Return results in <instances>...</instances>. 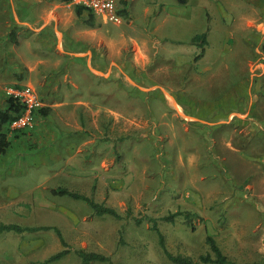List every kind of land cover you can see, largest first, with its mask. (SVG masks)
Returning <instances> with one entry per match:
<instances>
[{
  "label": "rangeland",
  "instance_id": "1",
  "mask_svg": "<svg viewBox=\"0 0 264 264\" xmlns=\"http://www.w3.org/2000/svg\"><path fill=\"white\" fill-rule=\"evenodd\" d=\"M114 21L57 0H0V107L32 86L39 108L0 157V264H174L214 238L264 264V0H119ZM206 32L202 48L191 42ZM202 51L199 58L195 56ZM46 111V112H43ZM64 187L143 219L97 216ZM176 210L201 218L194 229ZM123 243L118 244L119 233ZM210 264V263H208Z\"/></svg>",
  "mask_w": 264,
  "mask_h": 264
},
{
  "label": "trees",
  "instance_id": "2",
  "mask_svg": "<svg viewBox=\"0 0 264 264\" xmlns=\"http://www.w3.org/2000/svg\"><path fill=\"white\" fill-rule=\"evenodd\" d=\"M57 1L63 2V3L72 2V0H57ZM181 1H184V0H181ZM75 8H76L77 15H80L81 12L86 11L88 14V18L85 19V22L88 24V26H91V27L94 26V18L96 15L91 10L83 6H80V5H75ZM123 10H124L123 8L121 9L118 8L117 14H120ZM191 42L197 44V46L202 48L203 45L206 43V32L196 33L191 38ZM201 55H202V51L198 53L195 56V58H199ZM24 109H25L24 105L20 103L18 99L13 95L7 96L5 99L4 106L0 107V157L3 156L7 152L8 148L11 145L9 135L19 130V129H12L10 127V124L23 113ZM38 111H40V108L35 109L33 111V114H36ZM43 112H46V111H43ZM51 193L53 195H67L74 199H81L89 205L93 213L97 216L109 215L115 219L132 218L136 224H140L143 221V219L138 218L137 216H134L132 212L129 210L126 211L125 215H121L113 207L107 206L104 203L96 202L90 196L68 190L67 188H64V187L53 188L51 189ZM177 216H182L186 224L192 229H194L195 221L201 220V218L198 217L195 213H192L187 210H176L174 212H170L162 216L159 219L166 221V222H173ZM146 220L150 222L151 229L156 232L157 238H158V244L161 247L164 255L169 261H171L174 264H208V263L210 264H237L229 260L222 253L220 247L217 245L214 238L210 235H206L205 237V243L208 245L209 250L204 254H200L196 259L188 257V256L179 255V254H172L166 248L164 236L160 232L158 225H157L158 219L154 217H146ZM42 229L43 230L45 229L53 230V232H55V234L60 239L61 244L64 247L68 246L64 238L62 237L61 231L56 226H34V227L24 226L22 227L16 224L0 225V232L14 231L17 233H21V232H33V231L42 230ZM120 234H122V231L121 233H119L118 244L123 243V240ZM69 252L70 250L68 248H63L60 251H57L56 253L47 257L43 261V264L58 260ZM74 252L79 256L81 264H91L93 262H107L110 260L109 256L98 253V252L86 251L84 249H77V250H74Z\"/></svg>",
  "mask_w": 264,
  "mask_h": 264
},
{
  "label": "built area",
  "instance_id": "3",
  "mask_svg": "<svg viewBox=\"0 0 264 264\" xmlns=\"http://www.w3.org/2000/svg\"><path fill=\"white\" fill-rule=\"evenodd\" d=\"M118 2L119 0H72L75 5L83 6L100 16L104 22H111L118 18ZM10 94L25 107L23 113L10 124V127L12 129L27 128L32 123L33 111L40 106L37 92L32 86L25 85L11 89Z\"/></svg>",
  "mask_w": 264,
  "mask_h": 264
}]
</instances>
